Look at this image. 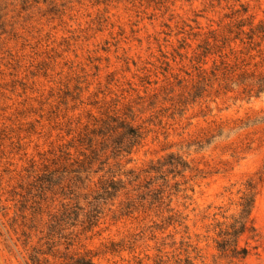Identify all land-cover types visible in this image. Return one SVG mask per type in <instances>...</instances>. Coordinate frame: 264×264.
Instances as JSON below:
<instances>
[{
    "label": "rangeland",
    "instance_id": "1",
    "mask_svg": "<svg viewBox=\"0 0 264 264\" xmlns=\"http://www.w3.org/2000/svg\"><path fill=\"white\" fill-rule=\"evenodd\" d=\"M249 22L264 28V0H0V264H264V29L249 39ZM128 127L140 138L117 148ZM241 224L228 240L247 254L222 255L219 231Z\"/></svg>",
    "mask_w": 264,
    "mask_h": 264
},
{
    "label": "trees",
    "instance_id": "2",
    "mask_svg": "<svg viewBox=\"0 0 264 264\" xmlns=\"http://www.w3.org/2000/svg\"><path fill=\"white\" fill-rule=\"evenodd\" d=\"M241 8L237 10L240 16H244L245 14L248 13V7L245 6L244 4L240 5ZM244 19H240L235 23V27L237 29V36L236 38L241 34L244 33V29H242L246 23H244ZM249 31L246 33L248 35L247 38L251 39L252 36L254 35V32L256 29H264L263 25H259L256 28L252 26V22H249ZM208 46V45H207ZM203 54H206L208 51V47L203 46ZM202 56H206L203 55ZM258 92L262 93L264 92V78L261 79L258 87ZM124 135L128 136V142L126 144L122 143V141L117 142V148H121L124 146L123 150L129 149L132 147L135 143H137V140L140 138V133L138 130L128 127L126 128V131L124 132ZM127 174H132L131 171H128ZM41 180H44V182L51 183L53 182L52 178V172H46L43 175H41ZM121 180L115 179V176L112 175L111 179H105L101 180L100 182V187L98 191L96 192L94 196V204L92 205V209L89 213L87 214V219L90 224H94L93 220L96 219V213L97 211V203L100 200L109 198L111 195H113L114 192H116L119 188V183ZM254 192H252V189H249L248 192L244 194V196L241 199L240 206L242 207V212L247 213V215L250 214L251 208L253 206L254 202ZM80 208L76 206H70V207H65L60 218L57 220L56 225L60 222H64L66 224H69L74 219H77L80 215L79 210ZM72 223V222H71ZM55 224L51 225V230L54 231L56 228ZM245 232V224H241L238 230H234L232 232L228 230H220L218 233V237L220 238L218 241H216V248L217 250L225 256H235V257H241L243 258L247 254V248H239L238 246L233 247L231 243H229L228 236L231 234H240ZM35 259V257H34ZM178 263V262H177ZM64 264H94L92 258L89 255H82V256H76V257H70L69 260L64 263ZM182 264H195L194 260L190 257L187 256L184 259V262Z\"/></svg>",
    "mask_w": 264,
    "mask_h": 264
}]
</instances>
